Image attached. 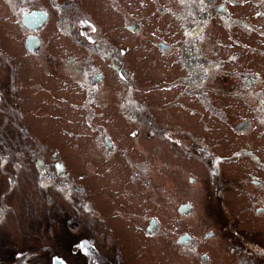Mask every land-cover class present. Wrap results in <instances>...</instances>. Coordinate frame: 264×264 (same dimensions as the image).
<instances>
[{"label": "rangeland", "instance_id": "374dc122", "mask_svg": "<svg viewBox=\"0 0 264 264\" xmlns=\"http://www.w3.org/2000/svg\"><path fill=\"white\" fill-rule=\"evenodd\" d=\"M20 1L5 2L16 5ZM98 1L88 5L94 7L93 12L88 8L83 15L93 19L88 28L92 34L93 29L100 28L96 37L101 35L121 50L128 77H133L125 84L127 90L131 87L133 91L127 104L141 113L139 120L124 117L121 112L127 114L122 104L115 103L117 109L107 110L109 102L98 97L100 92L105 93L104 86L96 90L99 103L93 105L101 106V110H93L91 102L71 105V92L75 89L70 86L72 80L66 71L67 85L62 81L60 85L68 97L64 94L63 99H52L50 93H55L56 88L40 89L47 99L27 101L26 108L32 112L27 121L21 113L23 105L12 93L6 96L4 111H11V118L12 113L17 115L25 133L22 135L19 126H13L10 117L5 123L1 121L0 131L5 139H0L7 143L0 140V264H202L201 255L210 257V264H264V210L259 211L264 197V161L256 162L242 152V147L256 148L259 137H254L253 144L250 137L244 136L248 131L238 134L233 128L243 118L255 123L264 121L258 111L253 114L255 96L264 100V0H256L255 4L254 0H241L232 7L250 19L257 12L251 19L255 26L252 33L245 30L244 35L241 27L237 33L223 32L210 23V33L219 31L211 43L218 46L225 62L207 71L209 81H187V99L180 96L179 101L172 91L155 89V84H169L177 80V75L186 76L179 60L181 37L179 33L170 35L177 28L176 17L166 12L165 21L158 20L159 16L153 13L155 0H122L130 15L128 22L135 17L140 20L142 33H134L124 30L120 15ZM189 1L197 9L202 5ZM220 1L204 0V4L211 8ZM158 4L179 7L178 0H159ZM0 6L5 8L4 3ZM158 40L177 46L162 52ZM14 43L18 49L10 58L26 64L17 73L23 76V85L31 82L29 76L38 77L41 85L48 88L53 85L46 84L45 78L58 79L53 74L56 69L49 68L52 74L47 76L39 74V68L33 65L37 62L34 56ZM68 47L71 49L69 44ZM50 55L48 66L53 68L56 56L52 61ZM231 55L235 57L230 59ZM89 62L94 66L96 56H91ZM90 64L86 62L88 71L93 67ZM204 67L192 69L205 72ZM241 71L246 79L255 75L254 87L246 88L248 81L241 79ZM5 73L8 75L9 69ZM57 73L62 75L59 70ZM190 76L188 68L187 80ZM32 88L34 84H28V91L32 92ZM22 90L24 93L26 87ZM250 91L256 94L248 96ZM233 96L240 97L238 102ZM89 109L93 115L87 123ZM223 112L226 115L221 121L218 113L224 116ZM142 122L150 125L143 132ZM173 124L177 127L171 129ZM99 126L105 131L99 132ZM105 134L117 150L109 157L95 145L96 139ZM91 150L95 156L93 167L92 163L89 166ZM258 153L264 159V151ZM119 155L127 157L130 165ZM44 156L47 164L43 171L34 161ZM117 157L123 162L120 168L115 166V162L120 163ZM56 159L64 163L68 173L51 175L50 165ZM213 169L218 172L211 174ZM132 174L140 181L137 188L131 185ZM6 178L12 181V188ZM252 181H259L260 185ZM56 185L63 186L67 205L62 202V209L53 195L52 208L47 211L46 189ZM187 203L193 211L180 214L179 207ZM57 212L66 224L56 222L60 217ZM67 215L79 218L78 238L71 235L72 218ZM152 219L155 224H150ZM148 226L149 232L145 230ZM184 234L193 238V244L178 242ZM207 235L213 237L206 240ZM56 254L57 261L52 257Z\"/></svg>", "mask_w": 264, "mask_h": 264}, {"label": "flooded vegetation", "instance_id": "af4514ba", "mask_svg": "<svg viewBox=\"0 0 264 264\" xmlns=\"http://www.w3.org/2000/svg\"><path fill=\"white\" fill-rule=\"evenodd\" d=\"M5 1L7 0L0 1V4L4 3L5 6V8L0 6V126H3L1 121H4L5 123L11 118V111H9V113L4 111V100L8 94L12 93L14 98L17 99V103L20 106L23 105V110L21 109V113L26 121L28 120V115L32 114V112L28 111L26 108L27 101L30 100L36 103L38 98L47 99V95L42 93L40 89L47 91L51 90L52 88H56L55 93H50V95L53 96L52 99H54L56 96L63 99L64 94L66 95V93H62V86L60 85V82L62 81L63 84L67 85V81L64 80L65 71L67 77L70 75L69 77L72 80L70 86L75 89L71 92V98L74 99L71 105L77 107L81 103L82 105H85V103L91 102L93 110L101 108V106L97 105L94 107L93 105L99 103V100L95 96L96 90L104 86L105 93L103 94L100 92L98 97L105 100V102H109L107 110H112L113 107L117 109L115 103L122 104L126 114L130 116V118L127 117V115H125V113L122 111L121 114L124 115V117L130 119L131 121L139 120L141 113L138 112L137 108H135L133 105L128 106L127 104V100L130 98L129 95L133 93L131 87L130 90H127V85L129 84L128 78L132 79L133 77L132 75L128 77L126 62L123 54L120 52L121 50L104 39L101 35L99 36V39L96 37L95 33L99 35L100 28L96 27L94 34H92L88 29L90 26L89 23L93 22V19L83 14L87 12L88 8L93 12L94 7H88V5H95V0L93 2L89 0H21L20 3L16 5L9 4ZM158 1L159 0H155L156 5L155 11L153 12L159 16V18H157L158 20L165 21L166 12H169L176 17V20L174 21V27L177 26V28L173 32H170V35L179 33L181 37V54L179 60L182 62L186 76H184V74L177 75V80L171 81L169 84H155V89L170 91V93L172 91L173 96L177 101H179L178 98L180 96H183L187 99V87L190 88L187 86V81L193 84H201L207 79V71L211 67L222 65L225 62L223 58L225 56L221 53L218 46L211 43L214 40L212 39L213 35L218 34L219 31L217 29L214 34L210 33V31H208V26L210 23H215L217 27L223 32L230 31L237 33L238 28L241 27V32L246 35V31L252 33V31L255 29L254 21L251 19H253L257 12L254 11L253 17L250 19L248 15L244 14L243 12L240 13L242 10L233 9L232 7L240 3L241 0H221L217 4L212 5L211 8L205 7L204 0H195V4H202L199 9H197V7L194 6L189 0H178L179 7L177 9L172 8V6L161 7L158 4ZM254 1L255 4L256 0ZM206 2H210V0H206ZM98 3L103 5L104 8L109 7L110 10L120 15L121 19L123 20L124 30L131 29L135 31L134 33H142L140 30L141 23L139 18L135 17L137 20L133 19L132 22H128V17H130V15L128 16V14H126V9L125 6H123L122 0H99ZM241 3H245L244 0H242ZM103 15L105 17L104 12ZM78 26L80 27V31ZM86 29L88 30L85 31ZM14 41L18 44V46L21 44L22 50L26 51L27 55L34 56V60L38 63L35 62L33 65L37 66L34 68H39V74L42 73L43 75L47 76L48 73L52 74V72L49 71V68L51 70L56 69V73L53 74L56 75L57 77L55 78L58 79L50 80L47 77L45 78L46 84L53 83V85L50 84V87L48 88L46 85H41L38 77L29 76L28 78L31 82L28 84H34L35 88H32V92L28 91V84L23 85V83H25L23 81V76L20 77L17 74L22 72L26 64L22 65L24 62L15 63L10 58L11 53L18 49ZM77 43L82 46L77 45ZM68 44L70 45L71 49H69ZM221 45H223V43ZM157 46L160 51L168 52L177 46V44L168 45L167 42L158 40ZM54 48L60 49L61 52L58 53L57 50L53 52ZM259 52H262V50H259ZM49 53L51 54L50 58L52 61H55L56 56L57 62L53 68L48 66L47 56ZM3 56H5V58ZM91 56H96V64L94 66L89 62V58ZM233 57H235V55H231L230 59ZM86 62L93 66L90 71L87 69ZM194 66L196 68L205 66V72L194 71L192 69ZM188 68L191 72V76L187 80ZM7 69H9L8 75L5 73ZM57 70H59L62 75L58 74ZM240 74H243L241 79L248 81L246 88L250 89L254 87V74L248 79L245 78V73L243 71H241ZM5 78L6 82L4 83L3 80ZM165 78L166 80H170L168 77ZM197 81H199V83ZM206 81H209V79ZM126 83L127 85H125ZM23 87H26V91L24 93L22 90ZM80 88L82 89L81 91ZM138 90L143 89L138 88ZM251 94L255 95L256 93L250 91L248 96H251ZM28 95H30V98L27 97ZM233 97L234 102H238L240 99L239 96ZM79 98L80 102L78 101ZM255 99H257V101L256 106L253 108V114L256 115L255 112L258 111V114L264 119V100H261V96L259 95L255 96ZM113 103L114 105L112 106ZM173 104L176 106L175 100L173 101ZM167 106L173 108V106H170L169 103H167ZM205 107H207V105ZM88 111L91 114L89 115L88 119L86 118V122L90 123L89 121H91L90 118L93 114L92 110L89 109ZM33 114L35 115V112H33ZM69 114L73 115V111L70 110ZM181 115L184 116L185 114ZM218 115L221 121L225 119L226 114L222 116L218 113ZM203 117H205L204 112ZM167 119L172 120L171 118ZM10 122L13 124V126H19L18 128H20L22 135L25 133V128L20 126L18 123V117L15 113H12ZM142 124L143 127L141 132H143L144 129H148L150 127V125H146L143 122ZM251 125H253L252 128H250ZM155 126L157 128L158 125ZM27 127L29 129L28 125ZM170 127L171 129H174L177 126L176 124H173L170 125ZM233 128L238 134L248 131L247 135L244 136L250 137L253 144H255L254 142L256 140L254 137H259L257 138L259 143L255 144L256 148L247 146L242 147V152L248 154L256 162L264 161L263 157L258 153V151H264V143H262V140L264 139V121H258V123H255L243 118L235 122L233 124ZM97 130L99 132L105 131L103 128H101V126H99ZM0 137L5 139L1 131ZM2 141L5 142L4 140ZM5 143H7V141ZM95 145L99 150L104 149L103 154L106 157H109V154L117 151L113 145L112 139L107 137L106 134L103 136V138L96 139ZM38 146L42 147L41 145ZM7 147L10 150L13 149L12 147H9L8 144ZM2 153L3 152H0V156ZM118 157L125 159L126 161L123 162H127L130 165L129 161H127V157L124 155H119ZM118 157L116 159L120 163L117 164L115 162V166L120 168L123 162L120 161ZM1 158L4 157L2 156ZM45 158V156L36 158L34 161L37 167L41 166L43 171V165L47 164V158ZM94 158V153L91 150V161L89 163V166L92 163L91 167L94 166ZM109 165L108 168L110 167L111 169V164L109 163ZM50 169L51 175L54 174L55 176H60L62 171H66L68 173L67 167H65L64 163L60 159L54 160L52 165H50ZM119 170H114V172L116 173ZM43 171H41V169L39 170L41 174ZM121 172L124 173L122 169ZM216 172H218V170H211V174H215ZM6 179V183H9L8 185L12 188L13 186L10 178ZM129 179L131 181L132 187L137 188L140 186L139 183H137L140 181L137 179L135 174L130 175ZM252 182L254 184L260 185L259 181ZM144 184H147V182L144 181ZM49 187L51 186H48L45 194L47 198L46 210L49 211L52 208L50 205L52 203L51 199H54L53 195H56V201L59 203V206L62 205V202L67 205V202L64 199L65 195L63 186L56 185L52 186V188ZM60 192H62L63 195H61ZM61 208L63 209L62 206ZM259 209L261 212L264 210V197L262 199V206L259 207ZM51 211L53 212V210ZM59 215L60 217L56 222H65L66 224L67 221L65 219H61L62 214ZM67 218H72L69 226L71 235L78 238L79 218L69 215H67ZM149 228L150 227L148 226L145 230L149 232ZM212 237L213 235L205 238L207 240L211 239ZM52 257L57 259L58 254L52 255ZM199 260L202 264H210V257L207 260L200 258Z\"/></svg>", "mask_w": 264, "mask_h": 264}, {"label": "water", "instance_id": "95a60500", "mask_svg": "<svg viewBox=\"0 0 264 264\" xmlns=\"http://www.w3.org/2000/svg\"><path fill=\"white\" fill-rule=\"evenodd\" d=\"M193 207L191 204L187 203V204H184L182 206L179 207L178 211L183 213V214H187V213H190L192 211ZM153 220L150 222L151 224H153ZM208 236V235H207ZM190 241V238L184 234L183 236H181L179 238V242L181 243H185V242H188ZM203 259L205 258L204 256L202 257Z\"/></svg>", "mask_w": 264, "mask_h": 264}, {"label": "snow or ice", "instance_id": "6c2138e0", "mask_svg": "<svg viewBox=\"0 0 264 264\" xmlns=\"http://www.w3.org/2000/svg\"><path fill=\"white\" fill-rule=\"evenodd\" d=\"M95 29H93V31H94ZM81 247H83V245H81ZM57 264H61V262H59V261H57Z\"/></svg>", "mask_w": 264, "mask_h": 264}]
</instances>
